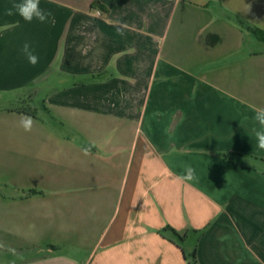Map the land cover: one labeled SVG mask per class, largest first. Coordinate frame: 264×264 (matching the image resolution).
<instances>
[{"label": "crops", "instance_id": "1", "mask_svg": "<svg viewBox=\"0 0 264 264\" xmlns=\"http://www.w3.org/2000/svg\"><path fill=\"white\" fill-rule=\"evenodd\" d=\"M15 2L0 0V148L20 150L0 160V264H189L194 248L264 264V0H40L44 23L7 15Z\"/></svg>", "mask_w": 264, "mask_h": 264}, {"label": "clouds", "instance_id": "2", "mask_svg": "<svg viewBox=\"0 0 264 264\" xmlns=\"http://www.w3.org/2000/svg\"><path fill=\"white\" fill-rule=\"evenodd\" d=\"M6 14L17 15L28 23H31L33 20L44 23L52 16L50 11H45L41 8L40 0H17L11 8L6 10ZM21 51L27 58L29 64L36 65L38 63L39 58L34 54L28 43L23 45ZM252 112L254 121L259 125L258 128L253 129L257 141L256 146L258 149L264 150V107L252 106ZM33 124L34 119L31 115L25 114L21 116L20 126L24 131H31ZM87 151L88 149H85V154H87ZM178 178L184 181L197 180L195 169L190 165H185L183 174Z\"/></svg>", "mask_w": 264, "mask_h": 264}, {"label": "trees", "instance_id": "3", "mask_svg": "<svg viewBox=\"0 0 264 264\" xmlns=\"http://www.w3.org/2000/svg\"><path fill=\"white\" fill-rule=\"evenodd\" d=\"M100 8L103 9V11H107L106 7L105 6H99ZM28 113V112H27ZM161 233L165 236H170L173 238V240L181 243V244H184L185 243V240H186V234H182L178 231H176L174 228L170 227V226H167L165 227ZM187 258H188V261H189V264H199L198 262V258H197V248H194L193 250H191L188 254H187Z\"/></svg>", "mask_w": 264, "mask_h": 264}, {"label": "rangeland", "instance_id": "4", "mask_svg": "<svg viewBox=\"0 0 264 264\" xmlns=\"http://www.w3.org/2000/svg\"><path fill=\"white\" fill-rule=\"evenodd\" d=\"M35 106V105H34ZM33 106V107H34ZM37 108L36 112H34V115L40 114V116L42 118H48V116H46V114L44 113V111H42L37 105L35 106ZM27 111L32 112L29 108V106H27V108H25ZM33 113V112H32ZM3 159H7V160H20V150L19 148H12V149H2L0 148V160Z\"/></svg>", "mask_w": 264, "mask_h": 264}]
</instances>
